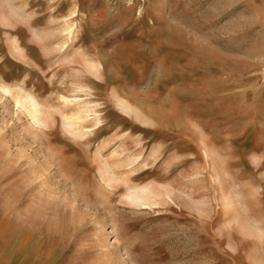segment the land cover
<instances>
[{
    "label": "rangeland",
    "instance_id": "374dc122",
    "mask_svg": "<svg viewBox=\"0 0 264 264\" xmlns=\"http://www.w3.org/2000/svg\"><path fill=\"white\" fill-rule=\"evenodd\" d=\"M2 263L264 264V0H0Z\"/></svg>",
    "mask_w": 264,
    "mask_h": 264
},
{
    "label": "bare ground",
    "instance_id": "6f19581e",
    "mask_svg": "<svg viewBox=\"0 0 264 264\" xmlns=\"http://www.w3.org/2000/svg\"><path fill=\"white\" fill-rule=\"evenodd\" d=\"M8 15V14H7ZM24 17V16H23ZM71 27H72V24L71 23H69V21H67V23H66V27H65V30H70L71 29ZM69 38V37H68ZM30 101H31V105H32V108H33V117L35 118V119H37V120H40V110L38 109V104H37V102L35 101V100H32L31 98L29 99ZM77 104V103H76ZM80 106V105H79ZM79 108V107H78ZM32 110V109H31ZM74 110V109H73ZM82 110H84L83 108H82ZM83 112V111H82ZM72 114V113H71ZM75 114V113H74ZM79 114H81V109L80 110H78L77 111V115H79ZM73 115V114H72ZM81 116V115H80ZM84 116V115H83ZM87 116V115H86ZM85 117V116H84ZM84 117H81V120H82V118H84ZM71 118H73V117H71ZM74 119V118H73ZM75 119H79V118H77V117H75ZM74 122V121H73ZM73 122H71V125H72V123ZM74 123H76V122H74ZM73 123V124H74ZM80 123V122H79ZM82 123V122H81ZM76 124H78V123H76ZM81 128V127H80ZM79 134H80V132H79ZM79 134H77V135H79ZM87 134V133H86ZM110 144V143H109ZM102 146V145H101ZM100 146V147H101ZM99 148V147H98ZM102 148V147H101ZM103 149V148H102ZM99 151H101V150H99ZM118 151V150H117ZM101 153V152H100ZM113 153V152H112ZM116 154V153H115ZM114 155V154H113ZM118 155V154H117ZM116 155V156H117ZM107 156H109V154L107 155ZM112 156V155H111ZM115 156V155H114ZM208 156V155H207ZM106 159H107V157H105ZM113 158V157H112ZM108 160H110V159H108ZM114 160V159H113ZM113 160L110 162V163H112L113 162ZM115 161V160H114ZM118 161V160H117ZM116 161V162H117ZM124 162V161H123ZM127 162V161H126ZM107 163V162H106ZM105 163V164H106ZM109 163V165H111ZM119 163V162H118ZM129 162H127V164L126 165H129L128 164ZM121 164H123V163H121ZM109 165H106V166H109ZM120 165V164H119ZM124 166V165H123ZM122 167V166H121ZM115 169H116V167H114ZM118 168H120V166L118 167ZM109 169V170H108ZM132 169V168H131ZM110 166L109 167H107L106 168V172H105V179H107L108 177H107V174H108V172L109 173H111L110 172ZM122 171V170H121ZM112 175H116V172L114 171V170H112V173H111ZM109 175V177L110 176H112V175ZM117 174L119 175V173L117 172ZM111 178V177H110ZM109 178V179H110ZM130 193H129V195H128V197L131 199V200H133V201H138V200H141V199H143L144 197H146V196H149V194H150V189H149V186H131L130 187ZM144 203V202H143Z\"/></svg>",
    "mask_w": 264,
    "mask_h": 264
},
{
    "label": "crops",
    "instance_id": "0c3cea01",
    "mask_svg": "<svg viewBox=\"0 0 264 264\" xmlns=\"http://www.w3.org/2000/svg\"><path fill=\"white\" fill-rule=\"evenodd\" d=\"M3 264V263H2Z\"/></svg>",
    "mask_w": 264,
    "mask_h": 264
}]
</instances>
